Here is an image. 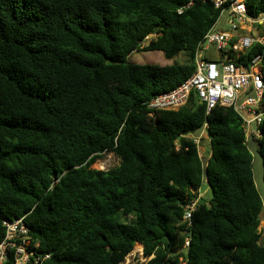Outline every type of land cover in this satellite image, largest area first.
Listing matches in <instances>:
<instances>
[{
  "label": "trees",
  "instance_id": "obj_1",
  "mask_svg": "<svg viewBox=\"0 0 264 264\" xmlns=\"http://www.w3.org/2000/svg\"><path fill=\"white\" fill-rule=\"evenodd\" d=\"M245 3L264 13V0ZM219 16L210 0H0V242L3 221L25 216L45 264H121L137 244L143 264H264L241 117L208 113L195 91L178 110L151 115L146 104L194 73ZM154 50L187 60H130ZM258 55L264 78L261 43L235 61ZM205 124L206 161L192 137ZM259 130L264 179V119ZM106 153L119 164L93 168ZM204 181L211 197L187 222Z\"/></svg>",
  "mask_w": 264,
  "mask_h": 264
},
{
  "label": "built area",
  "instance_id": "obj_2",
  "mask_svg": "<svg viewBox=\"0 0 264 264\" xmlns=\"http://www.w3.org/2000/svg\"><path fill=\"white\" fill-rule=\"evenodd\" d=\"M210 1L215 8L220 9L219 18H226L230 30H215L217 20L198 44L194 73L175 88L151 97L146 104L152 111L151 115L158 110H178L188 103L191 93L195 91L200 100L206 103L208 113L218 105L233 107L243 121L247 140L256 139L264 119L262 56H256L248 67L237 64L235 58L246 53L256 43L264 45V36L253 34L252 30L257 23L264 24V18L251 16L245 0ZM181 12L182 9H179ZM212 50L219 56L210 59L203 55ZM206 127L205 124L201 131L206 130ZM194 140L198 145L199 140ZM200 199L198 196L189 200L185 207V221L191 220ZM3 225L6 232L0 242V264H8L12 259L14 264H45L49 255L36 254L31 247L25 216L5 219ZM188 246L189 239L184 247ZM141 254L144 256L143 250ZM146 259L145 263L148 261Z\"/></svg>",
  "mask_w": 264,
  "mask_h": 264
},
{
  "label": "rangeland",
  "instance_id": "obj_3",
  "mask_svg": "<svg viewBox=\"0 0 264 264\" xmlns=\"http://www.w3.org/2000/svg\"><path fill=\"white\" fill-rule=\"evenodd\" d=\"M261 19L264 18V13L260 16ZM259 21V20H258ZM215 30H224L228 31L230 30V27L226 23V18L224 16H221L216 25ZM255 32L256 34H263L264 35V24L257 23L255 25ZM147 42H144L143 45H146ZM203 55H206L210 59L216 58V56H219L218 53L212 51H209L207 53H203ZM130 60L134 63H152V64H159V65H171L174 63H185L187 60V55L185 52H180L175 58L173 59H167L162 51L154 50V51H135L130 55ZM193 138H196L199 140V153L202 156L203 160L206 161V158L208 156V134L207 130L198 132L197 134L192 135ZM250 150L253 155V175H254V181L257 187V190L264 202V179H263V164H262V158L260 154L257 151V142L256 139H250ZM103 161V162H102ZM119 164V158L114 153H106L101 159H98L94 165L93 168L95 169H103L107 170L109 168H112L114 166H117ZM200 194L201 198L208 200L211 197V189L207 181H204L202 183V186L200 188ZM260 230L262 233L261 241L264 243V209L261 213V223H260ZM140 244H137L133 250V252L127 257L125 262L123 264H143L147 260L141 253H142V246L140 247ZM185 264V263H183Z\"/></svg>",
  "mask_w": 264,
  "mask_h": 264
},
{
  "label": "water",
  "instance_id": "obj_4",
  "mask_svg": "<svg viewBox=\"0 0 264 264\" xmlns=\"http://www.w3.org/2000/svg\"><path fill=\"white\" fill-rule=\"evenodd\" d=\"M205 202H206V200L203 199V198H201V199L199 200V203H200V204H204Z\"/></svg>",
  "mask_w": 264,
  "mask_h": 264
},
{
  "label": "crops",
  "instance_id": "obj_5",
  "mask_svg": "<svg viewBox=\"0 0 264 264\" xmlns=\"http://www.w3.org/2000/svg\"><path fill=\"white\" fill-rule=\"evenodd\" d=\"M252 30H253V34L257 35L256 32H255V27H254ZM246 32H249V31L247 30ZM258 35H261V33L258 34ZM261 36H262V35H261ZM200 196H201V194H200Z\"/></svg>",
  "mask_w": 264,
  "mask_h": 264
},
{
  "label": "bare ground",
  "instance_id": "obj_6",
  "mask_svg": "<svg viewBox=\"0 0 264 264\" xmlns=\"http://www.w3.org/2000/svg\"><path fill=\"white\" fill-rule=\"evenodd\" d=\"M103 162V161H102Z\"/></svg>",
  "mask_w": 264,
  "mask_h": 264
}]
</instances>
